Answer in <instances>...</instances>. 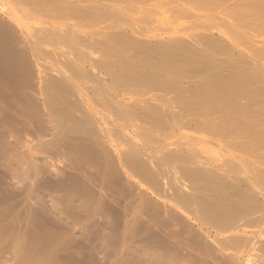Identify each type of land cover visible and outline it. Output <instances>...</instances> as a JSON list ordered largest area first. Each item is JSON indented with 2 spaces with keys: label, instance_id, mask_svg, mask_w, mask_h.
Listing matches in <instances>:
<instances>
[{
  "label": "bare ground",
  "instance_id": "bare-ground-1",
  "mask_svg": "<svg viewBox=\"0 0 264 264\" xmlns=\"http://www.w3.org/2000/svg\"><path fill=\"white\" fill-rule=\"evenodd\" d=\"M81 1L82 0H3L4 4H0V16L5 17V19H6V21H2L1 19L3 17H0V46H1V44H4V43H7L9 45L10 44H13V45L16 44L15 41L18 42L17 41V38L20 37L17 34L22 35V37H24L25 41H27L28 44H31L33 46L34 45H38V44L41 45V43L42 44H46V42H50V41L53 42V45H54V43L59 44V42L62 41L63 38L64 39L65 38L67 39L68 37L74 39V41L78 40L77 43L79 44V47L77 49L76 48L75 49L73 48V50L72 51H69V52L68 51L67 52H63V51H55L54 50L55 51L54 55L57 57V62H61V63H57V65L58 64H62L61 68L59 67L60 69H58V70L55 69L56 70L55 73L58 74V77L59 78H52L50 76H47V77L46 76L45 77L42 76L41 81H39L40 83H39V87H38V93L36 94V95H38L37 96L38 99L35 100L36 102L35 101L32 102L33 104H35V103L38 102V104H35V105H38V106H36L37 109L40 106H42V109L45 112H47L46 117H48L49 120H52L53 122L54 121L56 122V120H57V122H60L62 120V121H64L65 126L68 125L67 127L64 126V127L60 128V129H63V128H66L67 129V132H66L67 135L66 136L69 137V140H70L69 142H72V144H73L74 143L73 141H76V142H79L80 141L82 144L83 143L84 144L86 143V145L84 146L85 149L87 147H90V146H92L94 148L95 145H97V143L101 144L100 142H97L98 140L96 139L97 138L96 135L97 134L100 135L99 138L102 137L104 139V141L107 143V146L110 149V151H108L109 149H106L107 150L106 151V150H103V148L99 146L100 148H102L101 149L102 150L101 151L102 156H100V154H99V157H102L105 160L104 162H106V163H104V165L107 168H108V166H110L111 168H113V167L116 168V169L119 168L120 170L124 171L125 175L127 177H129L131 180H134L135 183L138 184L139 186H141V183L142 182H145V184L146 183H149L151 185H155L156 184V182H155L156 181L155 176L157 174L156 173H153L152 169L150 170L148 168L149 166H146L145 161H146L147 158L146 159H143V158L145 156L151 157V156H153L152 155L153 153L155 155L156 152L159 153V151L168 149L170 147L181 148L184 151V153H187V154H191V153L194 154L193 150H199V152L201 151L202 153L204 152V154H205V152L207 153V151H211V152L213 151V153H214V150L211 147L212 145L213 146L214 145H220V146L223 145V146H229V148H230L231 151H236L238 153L240 152L244 156L245 155H248L249 156L248 159L249 158L251 159V157H253V160L252 161H254L255 158L257 159L256 161L259 160V163H260V161H262L261 160L262 158H263V161H264V48H258V47H256V45H255V39L247 36L245 39H246L247 43H249V47L247 45L248 48H246V49L244 48L243 49L240 46L241 44H239V42H238L239 39H237V41H236L235 40L236 37L234 38V37L227 36V35H224V34H220L218 36H215V34L212 33L210 27H202L201 30H199L197 33H195L193 35H187L186 34L185 36H181V37H176V38H172L171 37V39L165 40V42L163 40L162 41H159L158 40L160 42V44L159 43H157V44L155 43V42H158V41H153L154 42V43H152L153 45L152 44L150 45L149 44L150 43L149 41H148V43L145 42L147 45H142L143 44L142 42H141V45H139L137 43L140 42V41H137L135 43L132 40H127L126 38L120 37L119 39H116L117 40V42H116L117 45L115 47L118 48V51L115 53V55L113 57H111L110 54H109L110 45H109V42H108L107 39L104 40V39L101 38L102 39V42H96L95 43V41L92 39L91 33L83 32V31H81L79 29V27L80 28L82 27L81 24H83L84 22L88 21L89 18L93 19L94 18V14L93 13H95L97 11V10H92L93 8L90 10L91 5H88V6L86 5L87 7H85V4H84L85 1L84 0H83L84 6L81 7V5H80V4H82ZM193 1L196 2V0H193ZM201 1H205V0H201ZM206 1L207 2H201V3H205L204 6L208 10L210 9L209 10L210 12L213 11L214 13H216L217 11L220 10V9L218 10L217 7L214 8V5L216 6L217 3L214 4L213 3V0H211L212 2H209L208 0H206ZM242 1H240V3H242ZM252 1H254V0H252ZM86 2H88V1L86 0ZM201 3L199 1V5ZM226 3H227V1H226ZM256 3H260V6L254 5V4H252V5L248 4V7L249 8L248 7H246V8L244 7L246 10L244 12V16L243 17H245V15H246L249 18V22L251 21L252 24L259 23L260 26L261 25L264 26V0L263 1L260 0V2L257 1ZM189 4H190V2H189ZM193 4H194V2H193ZM193 4H190V5H193ZM244 4H246V3L244 2L243 5ZM199 5H198V7H200ZM201 6H203V4ZM94 7L95 8L96 7L97 8H100V7L96 6V5H94ZM229 7H231V5H229ZM232 7H233V5H232ZM202 9H203V7H202ZM226 9H228V8H226ZM104 10H105V8H104ZM222 10L224 12L225 9H221V11ZM233 10H234V8H233ZM92 11H93V13H92ZM221 11H219V12L221 13ZM241 11H243V10H241ZM228 12H230V10ZM233 13L234 14H240V13H237V12L236 13L233 12ZM233 13H232V15H234ZM96 14L97 13H95V15ZM219 14H218V16H219ZM223 14L221 13V15H223ZM230 14H231V12H230ZM209 17L211 18V16H209ZM236 17L238 18V16H236ZM247 17L244 18V19H247V22H248V18ZM229 18L230 17H228V19ZM232 18H233V16H232ZM213 19H214V21H218L217 18L215 19V18L212 17L211 22H214ZM244 19H243V21H244ZM89 21H90V19H89ZM230 21H231V18H230ZM235 21H236V19H235ZM254 21H255V23H253ZM86 23H85V25H86ZM243 23L245 24L246 21L243 22ZM209 24L212 25L211 23H209ZM216 24H218V23H216ZM241 24L242 23L240 22V25ZM63 27H65V29ZM250 27H251V25H250ZM17 31L19 33H17ZM16 35L18 37H16ZM104 37L106 38L105 35H104ZM70 41H71V39H70ZM241 41H243V40L241 39ZM23 42H24V40H23ZM161 42H163V43H161ZM65 43H63L62 45H64ZM68 43L69 42L67 40V44ZM244 44L246 45V42ZM4 45H6V44H4ZM50 45H52V44H50ZM50 45H49V47H50ZM75 45H76V42H75ZM245 45H243V46H245ZM42 46L43 45H41V47ZM54 46H52V47H54ZM4 47H2V48H4ZM16 47H18V45ZM26 47H24V48H26ZM57 47H58V45H57ZM95 47H97V49L100 52V56L98 57V59H95L93 57V55H94L93 52H94ZM31 48H33V47H31ZM7 49H10V48L7 47ZM17 49L19 50V48H17ZM1 50H2V52L0 51L1 52V55H2L1 57H4L3 56L4 49H1ZM38 50H39V48H38ZM47 51H50V50H47ZM51 51H50V53L52 54ZM40 52H41V50H40ZM43 52L44 51H42V54H43ZM14 53L15 52L13 51V54ZM24 55L26 56V54H24ZM46 55H45V57H46ZM20 57H19V59H20ZM5 58L7 60L8 57H5ZM46 58H49V55ZM111 58H113V59H111ZM12 59H13V57H12ZM16 59L18 60V58H16ZM3 60H5V59H3ZM25 60L27 61V59H25ZM49 60L51 61V59H49ZM55 60H52V61L55 62ZM22 61L24 62V60H22ZM13 62H16L17 63L16 60L13 61ZM5 64H7V63H5ZM52 65L53 64H51V66ZM9 66H12V64L9 63ZM27 66H28V64H27ZM7 67H8V65L6 66V69H7ZM23 67H24V64H23ZM1 68L3 69V67H1ZM94 68H96V69L98 68L99 71H100V73H95V69ZM10 69L14 70L13 67H11ZM25 69H27V68H25ZM51 69H52V67H51ZM23 70H24V68H23ZM23 72L24 71H22V73ZM25 72H28V71L25 70ZM13 73H14V71H13ZM20 73H21V71H20ZM101 73H103L106 78L103 79L102 78L103 75L100 76ZM14 74H16V70H15V73ZM48 74H46V75H48ZM51 74H53V72ZM7 75H6V77H7ZM27 75L28 74L26 73V76ZM8 77H12V75L11 76L8 75ZM13 77H12V79H13ZM20 79H21V77H20ZM1 80H3V79H1ZM22 80H24V79H22ZM15 81H17V79ZM7 85H4V86H6V88L8 86L10 87V85H8V86ZM4 86H3V88H4ZM132 91L134 93H132ZM6 92H7V90H6ZM8 92H10V91H8ZM133 94H136V95L135 96H132ZM3 95H4V93H3ZM3 95H2V97H3ZM93 96L97 97L98 99L97 100H94ZM23 97H24V95H23ZM9 98H10V96H9ZM12 98H10V99H12ZM1 102H3V101L1 100ZM5 102H7V101H5ZM22 102H25V101H22ZM26 102H28L29 105L31 103L30 101H26ZM8 103L10 104L11 103V100H9ZM14 103H15V101H14ZM32 103H31V106L28 105V108H30V109L32 108ZM39 104H40V106H39ZM22 105H23V107L20 105V107L22 109L24 107H26L25 110H28L27 109V106H24V104H22ZM13 107L15 108V106H12V110L14 109ZM33 107L35 108L34 105H33ZM0 108L5 110V108L1 107V105H0ZM7 108H9V106H7ZM9 109H11V107ZM19 110H20V108H19ZM1 111L3 112V110H1ZM1 111H0V114H1ZM7 111H9V110H7ZM7 111H6V114H7ZM28 111H27V113H28ZM38 111H40V113H41L42 112L41 111V108H40V110H37V112ZM35 112L36 111H33V115L31 114V116H33V117L34 116H37V114H34ZM15 113H17V112H15ZM18 113H19V111H18ZM21 113H23V112H21ZM24 113H26V112L24 111ZM40 113H39V116H41V114H42V113L41 114ZM74 113H77V115L75 116ZM19 114H18V117H19ZM22 115L24 116V114H22ZM104 115L106 117L103 118ZM0 116L2 117V116H4V114L3 115H0ZM28 116H30L29 113H28ZM110 116L112 117L111 120L108 119V118H110ZM4 117H6V116H4ZM4 117H2V118L5 119ZM14 117L15 116L13 115V118ZM26 117H24L23 119H25ZM8 118L13 121L12 116L11 117L9 116ZM3 119H0V120L3 121ZM16 119H18L20 121V118H17L16 117ZM32 119H35V118H32ZM4 121H6V120H4ZM25 121H26V119H25ZM25 121L22 123V125L23 124L25 125ZM27 121H29V120L27 119ZM35 121H37V120H35ZM1 122H0V124H1ZM7 122H8V119H7ZM29 122H30V124L32 123L31 121H29ZM39 122H41V121H38V123ZM43 122L45 123V121H43ZM41 123H39V124H41ZM62 123L61 124L58 123V125L60 124V125L63 126ZM43 125L41 127H43ZM55 125H57V124L55 123ZM92 125L95 126V129L97 131L96 132L97 134L94 132L93 127L92 128L90 127ZM27 126H28V124H27ZM27 126H25V127H27ZM0 127H1L0 129H2V126L1 125H0ZM11 127L14 128V129H16L13 126H11ZM39 127H40V125H39ZM39 127L36 128V129H38L40 131ZM55 127L57 128L58 126H55ZM3 128H5L6 130H8L4 126H3ZM12 128H11V130H12ZM30 129H32V128H30ZM4 130H3V132L0 131L2 133V135L4 133ZM22 130L23 129H21V132H22ZM26 130L27 129H25V131ZM38 130H37V132H38ZM16 132H19V136L22 138V136L20 134V131L18 130ZM16 132L14 134H16ZM5 133L7 134V131ZM5 133H4L5 138H8V137H6V134ZM24 133H27V132H24ZM32 133H34V132H32ZM41 133H44V132H41ZM64 133L63 134L61 133L63 135V137H64ZM8 134H10V133H8ZM49 134L50 133H48V135ZM11 135H12V133H11ZM26 135H28V134H26ZM41 135H43V134H41ZM34 136H36V135H34ZM1 137H0V140L1 141L3 140L2 142L4 143V144L3 143L2 144L4 146L7 145L6 143H8V142H4V139H5L4 136H1ZM11 137H13V136H11ZM17 137L15 139L16 140V142H15L16 144L13 143L12 141H11V143H13L14 146L17 145V149L18 148L21 149L22 145L20 143H22V142L19 143L20 140H18ZM24 137H25V135H24ZM25 139H26V137H25ZM25 139H23V140H25ZM105 142H103V143H105ZM18 144H19V147H18ZM3 145H1V147H0V159H2V160H3V158L4 159L5 158L8 159L6 157L7 156L6 154L8 153V155H9L10 152L5 153L6 152L5 150H7L6 149L7 147L10 148L9 146L12 145V144H9V146H7V147L5 146L6 148H4ZM78 145L79 144L76 143V146H78ZM24 146H27V144L24 145ZM73 146H75V145H73ZM81 146L80 147H76V148L73 147L74 148L73 151L76 152V149L79 150L81 148L84 150V147L83 146L81 147ZM63 147H64V145H63ZM65 147H67V146H65ZM13 148L14 147H12V149ZM93 148H91V149L93 150ZM177 148L175 149V151H177ZM17 149H14L15 150V153H16V150ZM20 149H19V151H20ZM24 149H25V147H24ZM46 149L44 150L45 152L47 151ZM50 150H52V149H50ZM68 150L71 151L70 149H68ZM19 151L16 153V155L14 153H11L10 155L13 154V156L15 155V156L18 157L19 156ZM22 151H21L20 155L23 154ZM26 151H27V149H26ZM80 151H77V153H79ZM166 152L167 151H165L163 153L165 154ZM197 152L195 153V156L198 154ZM36 153H35V155H36ZM38 153H39V151H38ZM53 153H54V151H53ZM160 153L158 155H160ZM167 153H166L165 156H164V154H161V155H163L161 157H164V161H169V160L171 161L173 159V157L171 156L172 154L169 152V155L167 156ZM24 154L26 155L25 152H24ZM209 154L211 155L212 153L209 152ZM235 154L236 153L234 152V155ZM3 155H4V157L2 158ZM40 155H42V154H40ZM40 155H36V156H40ZM173 155L175 156L174 153H173ZM43 157H42V160L44 159V161H45V157L44 158ZM185 157H187V156L185 155ZM203 157H201V158H203ZM209 157H211V156H209ZM12 158H15V157H12ZM187 158H189V156ZM259 158H261V159H259ZM175 159H177L176 161L179 162V160H178L177 157ZM203 159L206 160V156ZM213 159H215V158H213ZM236 159H237V157H236ZM2 160H0V161L2 162ZM7 161H5V162L8 163ZM11 161L12 160H10L9 162H11ZM14 161H12V164L15 163L17 165V162L16 161L14 162ZM181 161L179 162L180 164H181ZM214 161L216 162V160H214ZM263 161L261 163H264ZM147 162H148V160L146 161V163ZM171 162H173V161H171ZM40 163H39V165H40ZM238 163H239V161H238ZM255 163L258 164V162H253L252 164H255ZM0 164L3 165L4 162L3 163H0ZM9 164L10 163H8V165L7 164L6 165L9 166ZM12 164L10 165V167H8L9 169L11 167H13V168L15 167V165L12 166ZM155 164H157V163H155ZM239 164H241V163H239ZM250 164L248 166H250ZM257 164H255V165H257ZM116 165H117V167H116ZM255 165L254 166H250V167L253 168V167H255ZM214 166H215V164H214ZM245 166L247 167V165H245ZM245 166H242V167H245ZM259 166H256L255 167L256 168L255 170H257V168H258L259 171L258 170L257 171L259 172V174L261 176L262 175L264 176V173H263L264 172V165L261 164V168ZM3 167H6V166L4 165ZM38 168H40V167H38ZM162 168H163V166H162ZM228 168L229 167H227V172L230 171V170H228ZM259 168L262 169L263 172H261ZM15 169L16 168H14V169L11 168L10 171L12 172V170H13V172H14ZM94 169L95 168L93 167V170ZM101 169H104L103 168V163H102V167L100 168V170ZM108 169H106V172H110V171H107ZM116 169H114V170L116 171ZM6 170L7 169H5V171ZM16 170H18L17 173H19V171L21 169L19 170V168L17 167ZM158 170H160L159 167H158ZM180 170H182V169H180ZM190 170H192V171H187V170L183 171V173L184 172L186 173V174L185 173L184 174L188 176L189 180H191L192 182H194L196 184L203 185L201 187L202 190L200 189L201 191L204 190L203 187L213 186L212 188H214V190H215V192H214L215 196H214V194L210 193V189H208L209 190V193L211 194V199H212V197H217V199H219L221 201L220 203H216V205L210 204V202L207 205V203H208L207 202L206 205L203 206V208H200L201 209L200 213L204 217L203 219L206 218V219H208V220H210V221L218 224L217 227H219V225L221 223H223V224L224 223H227V224L230 225L231 221H234V219L241 212L243 214L245 212L247 213L248 212V209H249V212H250V209L251 208L253 209V207H255V200H257L256 194L254 193V195H252V194L251 195H248L250 191L248 192L247 190L246 191H247L248 194L247 193H243V190H245L246 188L245 189H243V188L241 189L242 190V193L240 191H238V189H239L238 188L239 185L237 184V181L238 180L236 181L233 178L236 181L235 183L238 185L236 187V189L237 188L238 189L236 190L235 189V185H233V184H232L233 186L230 185L231 182L229 180H227V181H229L230 183L229 182H224L225 179L222 176V178L224 179V181H222V182H224L223 184L226 183V185H227L229 183L228 185L234 187L233 189H230L229 188L230 189L229 190V189L226 188V186H224L221 182H219V180H216V178L214 179L213 176L211 177V174L207 170L205 171L203 169V171L204 172H208L210 174V176L207 175L208 173H205L206 175L203 174L204 172L201 173L202 172L201 169L199 171H197V170L196 171H193V169H190ZM249 170L251 171V169H249ZM255 170L253 169V171H255ZM48 171H50V170L48 169ZM101 171H103V170H101ZM257 171H255V172L258 174ZM7 172H8V170H7ZM51 172H49L48 175H51L53 177V174H55V173L50 174ZM106 172H105V174H109V173H106ZM216 172H218V171H216ZM231 172H235V170L234 169H231ZM97 173H96V176H94V177H97V175L99 176V173L102 174V172H100V171L97 172ZM110 173H112V172H110ZM157 173H159V172L157 171ZM154 174H156V175H154ZM232 174H229V175H232ZM235 174H236V172H235ZM110 175H112V174H110ZM119 175L123 177L122 174L119 173ZM91 176H93V175H91ZM216 176H217V174H216ZM79 177H82V176L79 175ZM113 177H115V176H113ZM122 177H121V179H122ZM108 178H110V177H108ZM219 178H217V179H219ZM222 178H220V179H222ZM229 178H231V177H229ZM58 179H60V178H58ZM98 179H100V177ZM124 179L125 180H123V181H126V178H124ZM161 179H163V177ZM234 180H232V182ZM39 181L41 182L40 178H39ZM53 181H51V182H53ZM78 181H79V179H78ZM101 181H104V180H101ZM113 181H115V180H113ZM160 181L157 182L159 186L161 184ZM186 181H187V179H186ZM43 182H45V180ZM109 182H108V185L110 184ZM89 183H90V181H89ZM94 183H96V182H94ZM99 183H101V182H99ZM127 183L124 184V185L126 186ZM238 183H241V182H238ZM244 183H245V181H244ZM51 184L49 183V185H51ZM84 184H87V183L85 182ZM241 184H243V183H241ZM44 185H46V184L44 183ZM44 185H41V187L44 186ZM49 185H47V186H49ZM55 185H56V182H55ZM102 185H101V188L104 191L105 189L102 187ZM129 186H127V187L129 188ZM155 186H153V187H155ZM44 187H42V189ZM99 187H100V184H99ZM104 187H105V181H104ZM109 187L110 186H108V188ZM132 187H134V186L131 184V187H130L131 189L130 190L133 189V191L134 190L137 191L138 188L136 189L135 187L134 188H132ZM158 187H157V189L155 191H157L158 189H161V187H159V188ZM112 189H114V187ZM151 189H153V188L151 187ZM173 189L175 191H173ZM173 189L171 191H173V193L176 192V189L175 188H173ZM49 190H52V189L50 188ZM32 191H33V188H32ZM41 191H40V193L38 192V194H36V195L41 194ZM103 191L101 190L102 193H103ZM133 191H131V192H133ZM136 191H134V193ZM190 191H192V190H190ZM198 191H197V193H198ZM108 193L109 192H107L105 194L108 195ZM122 193H124V191H122ZM159 193H160V191H159ZM195 193H196V191H195ZM49 194H50V192H49ZM105 194L104 195H101V196L104 197ZM125 194H123V196H121V194H120L119 197L123 198L125 196ZM131 194H133V193H131ZM177 194H179V193H177ZM44 195L46 196V193ZM44 195H42V196H44ZM128 195H129V191H128ZM128 195H127V197L125 196L126 197V200H127V198H129L131 196V195L130 196H128ZM184 195H185V193H184ZM80 196H81L80 194H79V196H76V197H73L72 196L71 199H72V203H73V208L71 210H74L72 212H76V213L77 212H81V213H83L86 209H89L90 208L89 205H87L88 203L87 204H84V203H86V200L85 201H82L81 200L82 199L81 198L82 196L81 197ZM112 196H114V195H112ZM132 196L130 198H132ZM134 196H135V194H134ZM254 196H255L256 199L254 198ZM31 197H33V196H31ZM180 197H182V196H180ZM207 197H205V198H207ZM58 198H60V197H58ZM58 198L56 197V199H54L53 203H50V204L48 203L49 200L51 202L50 197H49V200L47 198L48 201L45 200L47 202L43 201L45 198L44 199L41 198V200L43 201V202L41 201V203L44 205V206L43 205L42 206L45 209V207H46L47 204H48L47 206H49V207H50V205H54L55 202H56V204H58L57 202L59 200H61V199H58ZM63 198H64V196H63ZM104 198H106V197H104ZM110 198H111V193H110ZM121 198H119V199H121ZM177 198H178V200H179L180 203H182L181 201L186 202V203L189 202L188 201V198L185 199L183 197V198H181V201H180L178 195H177ZM114 199H115V197H114ZM149 199H150V197L148 198V200ZM197 199L199 200L200 198L198 197ZM148 200H147V197L146 196L144 198V196L142 195V193L140 191V193L137 195V198L134 199V200H132V201H135V203L133 202V203L128 204L129 202L127 200L128 203L126 205H128V206L130 205L132 208L130 206L129 207L128 206H123L125 208L122 211V209L120 210L119 207H118V205H116V207H118V209L120 210L119 213H121V212L124 213L126 211V208L127 207H128L127 208L128 210L131 209V211H128L127 210L129 212L127 218L130 217V218H128L129 221H127V220L124 219V218H126V216L124 217V215H122V213L120 214V215L123 216L122 219H124L126 221L125 226H124V231L125 232L132 228V226L134 224L130 228V224L131 223H136L135 226L138 223V225H137L138 228H139L140 225L142 227H144L145 225H147V227L145 226V228H147L148 230L147 229H145V230H147L148 232H149L150 228H152L150 226L153 224V221H151L152 224L148 226V224H149L148 222H150V220L147 221L146 218L148 217V219H149V217L150 218L152 217V214H151V216H149L150 213H151V210H152V208L150 206L154 205V202H155L156 199L155 200H150V201H148ZM213 200H214V198H213ZM70 201H68V202H70ZM106 201H107V198H106ZM110 201H112V200H109V202ZM116 201H118L117 198L113 202H116ZM151 201H154V202H151ZM203 201H204V199H203ZM203 201H201V202H203ZM217 201L218 200H216V202ZM119 202L121 203L120 200L118 201V203ZM124 202H126V201H124ZM172 202L169 201V200H167V199H163L162 200V203L164 205L168 206L169 208H171L176 213H179V214L183 215L184 213H182L181 210L178 208V207H180V206H178L179 204L176 205V204H174ZM72 203L70 205H72ZM203 203H205V202H203ZM226 203H228V204H226ZM100 204L103 205V206H105L106 205V202L104 203L105 205L102 204V203H100ZM101 205H100V207L99 206H97V207H99V209L100 208H103V206H101ZM112 205H113V203H112ZM120 205H122V203ZM157 205H158V203H157ZM180 205H182V204H180ZM259 205L260 204L258 203V207H259ZM42 206H41V209H39V211L42 210L41 213H43L46 210L45 213L47 215L46 214L45 215L49 219L51 217H52L51 219H53L55 216H57V215L60 216V214H61V213H55V216H54L55 210H58L59 209V206H58V209L55 207L56 209L54 210V206H57V205H54L52 207V209H53L52 210V213L50 212L51 209H49V207L48 208L46 207V209L44 210ZM159 206H161V204H159ZM183 206L184 205H182V207ZM188 206H190V205H188ZM109 207H111V206L109 205ZM123 207L121 206L120 208H123ZM260 207H262V206H260ZM69 208H71V206ZM69 208H67V209H69ZM92 208H93V206H92ZM159 208H161V207H159ZM187 208H189V207H187ZM105 209H103V210L100 209L101 211L98 210V209H97L98 210L97 211L95 209L97 211V212H95V216L97 215V216L100 217V222H102V226H103V223L105 221V224L104 225L106 227V224H108L109 222H111V220L110 219L108 220V218L110 217V215H109V217H108V215H106V217H105L104 212L106 213L107 210H108L107 209L106 211H104ZM261 209L262 208H260V211H262ZM47 210H49V212H47ZM113 210H114V208H113ZM245 210H247V211H245ZM254 210H252V211H254ZM162 211L164 212L165 210H162ZM162 211L159 210V209L156 211V208H155V211L153 213L155 215L153 217H154L155 220L157 219V223L155 221H154V223L159 224V221L158 220L161 221V219H158V218H162L161 215L166 214V216L164 218L166 222L173 224L172 226H174L178 222H179L178 224H181L180 220L178 221V218H177L178 215H176L175 213H173V211L170 210V212H169V210H167L168 213L167 212L166 213H163ZM184 211H187V210H184ZM65 212H67L66 214H68L69 211H65ZM87 212H89V211L86 210V213ZM255 212L258 213L257 211H255ZM89 213H91V212H89ZM89 213H87V214H89ZM109 213L107 212V214H109ZM156 213H159V215L156 214ZM250 213H252V212H250ZM50 214H52V215H50ZM69 214H70V212H69ZM78 214H80V213H78ZM42 215L44 216V214H42ZM75 215H77V214H75ZM75 215L72 214V216H75ZM111 215H115V214H111ZM156 215H158L160 217H157ZM87 216L88 215H86V217ZM89 216H92V213L89 214ZM58 217L57 218L55 217L54 220H56V219L59 220L60 217L59 218ZM61 217L63 218L64 216L61 214ZM66 217H68V218L70 217L71 218V216H66ZM76 217H78V216H76ZM155 217H157V218H155ZM84 218L85 217H83L82 219H84ZM241 218H238V219H241ZM164 219L162 220V222H165ZM206 219H205V221H206ZM58 220H57V223H59ZM60 220H61V218H60ZM65 220H63V221H65ZM71 220H72V218H71ZM71 220H70V222H71ZM75 220H77V218ZM200 220H201V218H200ZM247 220L246 219L245 220L243 219V221H245V224H248L247 223ZM121 221H123V220H120V224H121ZM67 222H68V220H67ZM78 222H76V224ZM80 222H81V220H80ZM139 222H141V224ZM143 222H144V224H143ZM145 222H147V223H145ZM255 222H253V223H255ZM57 223H56V225H57ZM112 223H113V221L111 222V225H112ZM234 223H235V221L233 222V224ZM241 223L243 224L242 220L240 221V224ZM160 224H162V223H160ZM216 224H215V226H216ZM240 224H239V226H240ZM249 224L247 225L248 227L251 225V224L250 225ZM69 225L71 226V224H69ZM162 225H161V228H164L165 229V230L163 229L164 233H167L168 232L169 235L167 236V242L164 243V241L162 240L163 242L161 241L160 247L158 249H154V250H150L149 249V250H147V251H149L148 253L151 252L150 254L152 256V261L154 260L153 263H151V264H203L202 261H204L205 258H203L204 260H201V261H197L194 258H196V259L199 258L198 254L201 253V250H203L205 246L201 249L200 248L201 246L199 244H197V243L193 244L192 246H189V243L187 241L184 240V242H182L178 238V236H180V234H184V233H182L183 232L182 230L184 228L183 229L181 228L182 230L179 232L180 234H176V232H178V230L180 229L179 228V225H178L177 227L179 229L178 230L176 229L177 231H175V226L177 224L173 227L174 230H173L172 233H170L172 231V228L170 229V226H168V224H165L167 227L165 225H164L165 227L162 226ZM212 225H214V224H212ZM237 225L235 223V226H237ZM85 226L88 227V225H86V224H85ZM108 226H109V229L110 230L108 228H103V229H104V231H105V229H108V231L106 230V232H111L112 227L110 225H107V227ZM135 226L133 228L137 229V227H135ZM141 226H140V229H139L140 232H141V230L144 229ZM155 226L158 228L157 225H155ZM243 226H244V224H243ZM59 227L62 228L61 226H59ZM72 227H73V225H72ZM116 227H118V226H116ZM148 227H150V228H148ZM212 227H214V226H212ZM225 227H227V226H225ZM251 227H253V226L251 225ZM84 228H86V227H84ZM113 228H114V226H113ZM119 228H121V227L119 226ZM157 228H156V230H157ZM166 228H168L171 231H168V229L166 231ZM115 229L116 228L113 229V231L111 232V234H115L116 233L114 231ZM135 229L134 230L132 229V231L133 232L134 231L136 232ZM216 229H218V228H216ZM62 230L64 231V229H62ZM76 230H78V232H79L78 234L84 233L82 228L81 229H77L76 228ZM158 230H159V228H158ZM191 230L193 231V229H191ZM191 230H189V231L191 232V235H192V231ZM227 230H229V229H227ZM236 230L237 229H235V231ZM117 231L119 232L120 229L117 230ZM153 231H154V229H153ZM163 231H162V233H163ZM174 231H175V233H174ZM190 232H189V235H190ZM120 233L122 234V232H120ZM143 233L146 234L147 232L146 233L143 232ZM157 233H159V232L157 231ZM237 233H239V232H237ZM99 234H101V233H99ZM111 234H108L107 236H109ZM117 234H115L116 235V239H117V237H119V236H117ZM147 234H149V233H147ZM185 234L187 235L188 233L185 232ZM226 234L225 235L223 234V235L226 236ZM138 235H140V233ZM165 235H167V234H165ZM165 235H163V236H165ZM235 235H237V234H235ZM156 236H158V235H156ZM232 236H234V235H232ZM83 238H84V236H83ZM131 238H132V236H131ZM135 238L137 239V237H133L134 240H135ZM194 239H193V241H194ZM113 240H114V238L111 240V242L114 243L116 240L115 241H113ZM128 240H129V238H128ZM147 240L148 239L146 238V241ZM146 241H145V243H146ZM155 241L153 243H155ZM193 241H191V242H193ZM196 241H198V240H196ZM235 241L236 240H234V242ZM249 241H247V242H249ZM127 242L128 241L125 240V244L126 245H127ZM135 242H139L140 243V239L138 241H135ZM143 242H144V240H143ZM242 242H244V239H243ZM104 243L107 246V243L105 241H104ZM130 243H132V242H130ZM139 243H138V245H140ZM162 243H164V244H162ZM229 243L230 242H228V244ZM238 243H239V240H238ZM256 243L258 244L257 241H256ZM132 244H135V243H132ZM156 245H159V243L156 244ZM195 245L200 246V247H198V246L197 247H198V249L199 248L201 249V250L199 249L200 253L197 254V257H194L196 253L194 254V253L191 252V250L193 248L190 249V247H195ZM236 245L242 246V245H244V243L242 245H241V243L240 244H236ZM148 246H150V244H148ZM113 247L111 246L112 249H113ZM133 247H134V245H133ZM144 247H145V245L143 246V248ZM151 247H152V245H151ZM153 247H155V246H153ZM156 247H158V246H156ZM197 247H195V248H197ZM228 247H229V245H228ZM115 248L116 247H114V249ZM117 248H119V247H117ZM117 248H116V250H118ZM129 248H131V247H129ZM109 249H110V247H109ZM112 249H110L109 251L110 252L114 251ZM230 249H232V248L230 247ZM136 250H132V249L131 250H128V248H124L123 249V252L135 251V254H134L135 256H133V253L134 252L131 253V255H132V257L130 256L131 261H133V263H134V260H132V258H133V259H136L135 262H137L138 264H140V263L143 264L144 261L142 262L143 259L141 258L142 256H140V255H143V257H145V259L146 258H149L150 256L149 257H146L145 255L148 256V253H146V252L143 253L142 251L140 253H143V254H140L139 253L140 254L139 255L138 253H136ZM244 250H245V248H244ZM145 251H146V249H145ZM195 251L196 250H194L193 252H195ZM191 253H192V255L193 254L194 255L192 256ZM204 253H201L200 256H202ZM212 253H213V250H212ZM217 253H219V252H217ZM206 254H207L206 255L207 257L210 256L209 258L214 259L213 256H211L212 254L211 255H208V252ZM215 255L216 256H214V257H217V254H215ZM124 256H123V258L125 259L127 256L126 257H124ZM153 256H154V259H153ZM223 256H225V255H223ZM121 257H122V255H121ZM207 257H206V261L208 262V258ZM127 259H129V258H127ZM211 259L209 260L210 262H211ZM149 260H151V259H149ZM198 260H200V259H198ZM123 261H125V260H123ZM146 261L144 262V264L147 263ZM152 261H150V262H152ZM213 261H215V260H213ZM216 262H217V260H216ZM231 262H233V261H231ZM127 263L130 264L131 262L130 261L128 262V260H127ZM211 264H216V263L214 262V263H211ZM228 264H230V263L228 262Z\"/></svg>",
  "mask_w": 264,
  "mask_h": 264
},
{
  "label": "rangeland",
  "instance_id": "rangeland-1",
  "mask_svg": "<svg viewBox=\"0 0 264 264\" xmlns=\"http://www.w3.org/2000/svg\"><path fill=\"white\" fill-rule=\"evenodd\" d=\"M84 1H85V3H84L85 4V7H87L88 5H91V7L89 6L90 7V10L92 8H93L92 10H97L96 12L94 11L97 14L95 15V13H93V11H92V13L94 14V18L93 19L89 18L90 21L88 19V21H86L87 23L84 22L83 23L84 25L81 24L82 27L81 28L79 27V29L81 31H83V32L91 33L92 39L95 41V43L96 42H102V39H104V40L107 39L108 42H109V45H110L109 54H110L111 57H113L115 55V53L118 51V48L115 47L117 45V43H116L117 40L116 39H119L120 37L126 38L127 40H132L135 43L137 41H140V42L137 43L139 45H141V42L143 43L142 45H147L146 43H148V41H149L150 42L149 44L151 45L152 43H154L153 41H158V40L159 41H162L163 40L165 42V40L171 39V37L172 38H176V37L185 36L186 34L187 35H193V34L197 33L199 30H201L202 27H210L212 33H214L215 36H218L220 34H224V35L231 36V37H234V38L236 37L235 40L237 41V39H239L238 42H239V44H241L240 46L243 49L244 48L246 49V48L249 47V43H247V41L245 39L247 36L255 39V45H256V47H258V48H264V26H262V25L260 26L259 23L252 24L251 21L249 22V18L246 15H245V17H243L244 16V12L246 10L245 8L248 7V4H250V5L254 4V5L260 6V3H256L257 1L260 2V0H254V1H252V0H249V1L248 0H243V1L242 0H232V1L231 0H224V1L223 0L222 1L221 0H218V1L215 0L216 2L213 0V3L214 4H216V3L217 4L218 3L220 4V5L219 4L218 5L216 4V6L214 5V8L217 7L218 10L220 9L219 11H221V9H225L224 12H223V10L221 11L222 14L224 13L223 14L224 16L221 15V13L219 11H217L218 13L217 12L214 13L213 11L210 12L209 11L210 9L208 10L204 6L205 3H201V2H207L206 0L205 1H201V0H198L197 1L196 0L197 3L195 1H193V0H188V1L187 0H185V1L184 0H114V1L113 0H87L89 3L86 2V0H84ZM192 1L194 2V4H193ZM199 1L201 3L200 5H199ZM208 1L209 2H212L211 0H208ZM226 1H227V3H226ZM240 1H242V3H240ZM261 1H263V0H261ZM81 2H82V4H80V3L79 4L81 5V7H83L84 6L83 0ZM189 2H190V4H193L194 6L193 5H190ZM244 2L246 4L243 5ZM0 4H4L3 0H0ZM202 4H203V6H201ZM94 5H96V6L100 7V8H97L96 7L97 8L96 9L94 7ZM198 5L200 7H198ZM229 5H231V7H229ZM232 5H233V7H232ZM202 7H203V9H202ZM104 8H105V10H104ZM226 8H228V9H226ZM233 8H234V10H233ZM227 10L228 11L230 10L231 14ZM241 10H243V11H241ZM233 12H235V13L237 12V13H240V14H234ZM232 13L234 15H232ZM218 14H219V16H218ZM231 15L233 16V18H232ZM209 16H211V18ZM236 16H238V18ZM0 17H3V16H0ZM212 17L215 18V19L217 18L218 21H214V19H213L214 22H211ZM228 17L231 18V21H230V18L228 19ZM246 17L248 18V22H247V19H244ZM3 18L1 20L2 21H6L5 17H3ZM235 19H236V21H235ZM243 19H244V21H243ZM245 21H246V23L244 24L243 22H245ZM240 22L242 23L241 25H240ZM85 23H86V25H85ZM209 23H211L212 25H210ZM216 23H218V24H216ZM253 23H255V21ZM249 24L251 25V27H250ZM63 28L65 29V27H63ZM17 33H19V32L17 31ZM17 35L20 36V37H18ZM17 35H16V37H18L17 38V41L18 42L15 41V43H16V44H14L15 46L13 44H10L11 45L10 46L7 43H4L6 45L1 44V46H0L1 49H4V51H3L4 54L2 53L4 57H1L2 56L1 55L2 50L0 49V51H1L0 52V68L3 67V69L2 68L0 69V71H1L0 72V96H1L0 97V105H1V107L5 108L6 111L7 110H9V111L11 110L10 112L7 111V114H6V111L4 109H1L0 108V111L3 110V112H4L3 113L1 111V114L0 115H3L4 114V116H6V117L2 116L5 119H3L0 116V119H3V121L0 120V122L2 121L1 124H0L2 126V129H0V131L3 132V130L5 129V128H3V126L6 127L8 129V130L5 129L7 131V134L5 133L6 132L5 130H4V133L6 134V137H8V138H5L4 133L2 135V133L0 132V135L1 136H4V138H5L4 139V142H8V143H6L7 145H5L6 147L9 146V144H12L13 145V143L16 142L15 139H16L17 136H18L17 137L18 140H20L19 143L22 142L20 144L23 147V148L21 147V149L23 151L20 148L17 149V145H15V146L14 145L13 146L10 145L9 146L10 148H8V147L6 148L3 145L4 144L2 142L3 140L2 141L0 140V143H1L0 144V147H1V145H3L4 148H6L8 150L7 151V150L4 149L6 151L5 153L10 152L9 155H8V153L6 154L7 155L6 157L8 159H6V158L4 159L3 158L4 155L2 156L3 160L0 159V160H2V162L0 161V163H3L4 162L3 165L0 164V215H1L0 216V264H126L127 263V260H128V262L129 261L131 262L130 264H132L133 261H131L130 256L132 257L131 253H133V252H134L133 253V256H135L134 255L135 254V251L123 252V249L124 248H128V250H131V249L132 250H136L137 249L139 252L136 250V253H138V254L141 251L143 253L144 252L148 253L149 251H147V250H149V249L150 250L158 249L160 247V243H161L162 240L164 241V243L167 242V236L169 235L168 232L167 233H164V231H163L164 228H161V225L163 223L164 224L162 226H164L165 224H168V226H170V229L172 228V231L169 230L168 228H166V231H167V229H168V231H171L170 233L173 232V230H174L173 227L176 224L177 225L175 226V231H177L180 228L178 230V232H176V234H180L179 232L184 228L182 230L183 231L182 233H184V234H180V236H178V238L182 242H184V240L187 241L189 243V246H192L195 243H197V244H199L201 246L200 247L198 245H195V247L198 246L201 249L205 246L203 250H201L199 248L201 250V253H204L205 252L202 256H200L201 253H200L198 247L197 248L190 247V249L193 248L191 250V252L194 253V254L196 253L194 257H197V254L200 253V254H198L199 258L196 259V258L193 257L195 260L201 261V260H204L203 258H205V260L202 261L203 264H208V263L211 264V263H214V262L216 264H228V262L230 264H233L234 262H235L234 264H264V246H263L264 245V234H263L264 233V208H263L264 207V204H263L264 203V201H263L264 200L263 199L264 198V195H263L264 194V178L263 177L264 176L262 175L263 176L262 177L259 174L258 168H257L258 171L255 170L256 169L255 168L256 166H259L260 165L259 167L261 168V164L264 165V163H261L263 161V158L262 159L259 158V159L262 160V161H260V163H259V160L256 161L257 160L256 158H255L254 161H252L253 160V157H251V159L250 158L248 159V157H249L248 155H245L244 156L240 152H239L240 153L239 154L236 151H231L230 148H229V146H223V145H221V146L220 145H214V146L212 145L211 147L214 150V153H213V151L212 152L211 151H207V153L205 152V154H204V152L203 153L201 151L199 152V150H193L194 154L193 153L187 154V153H184V151L181 148L170 147L168 149L159 151V153L161 152L160 155H158L159 153L156 152L157 155L156 154L154 155V153H153L152 154L153 156H151V157L145 156L143 158V159H146L147 158L146 161L148 160L149 163L148 162L146 163V161H145L146 166H149L148 168L150 170L152 169L153 173H156L157 174V175L154 174V175H156L155 176V179H156L155 182H156V184L154 183L156 186L155 185H151L149 183H146L145 184V182H142L141 183V186H139L138 184L135 183L134 180H131L129 177H127L125 175L124 171L120 170L119 168H118L119 169L118 170V169H116V168L113 167L114 169H116V171H115L110 166H108V168H109L108 169L104 165V163H106V162H104L105 160L102 157H99V154H100V156H102V154H101V151L102 150L101 149L103 148V150H106V149H109V147L107 146V143L104 141V139L102 137L99 138L100 135H98L96 133L97 131H96L94 125H92L90 127L91 128L93 127L94 132L97 134L96 135V137H97L96 139L98 140L97 142H100L101 144L97 143V145H95L94 148L92 146H90L91 148H93V150L90 147H87V146H86L87 148L85 149L84 146L86 145V143L85 144L83 143L84 144L83 145L80 141H79L80 143L79 142H76V141H73L74 142L73 144H72V142H69L70 141L69 140V137L66 136L67 135L66 134L67 129L66 128L60 129V128H62V127L65 126L64 121L61 120L60 122H57V120H56V122L55 121L53 122L52 120H49L48 117H46L47 112H45L42 109V106H40V104H39L40 107L37 109L36 106H38V105H35V104H38V102L35 103V104L32 103L36 99H38V97H37L38 95H36V94L38 93V87H39V83H40L39 81H41L42 76L43 77L50 76L52 78H59L58 77V74L55 73V72H56V70H58V69L61 68L62 64H58L57 65V63H61V62H57V57L54 55L55 51H63V52H67L68 51L69 52V51H72L73 48L74 49L75 48L77 49L79 47V44L77 43L78 40L74 41V39L68 37L67 39L66 38L65 39L63 38L64 41L63 40L60 41L59 44L54 43L55 46L53 45V42L50 41V42H46V44H42L41 43V45H43L41 47L40 44L34 45V46L31 45V44H28L27 41H25L24 37H22V35H19V34H17ZM104 35L106 36V38L104 37ZM240 38L243 41H241ZM70 39H71V41H70ZM23 40H24V42H23ZM67 40L70 43V44L68 43L69 45L67 44ZM159 41L158 42H155V43L156 44L157 43L160 44ZM75 42H76V45H75ZM245 42H246V45L244 44ZM63 43H65L66 45L65 44L62 45ZM161 43H163V42H161ZM48 44L49 45L52 44V45H50V47H49ZM17 45H18V47H16ZM57 45H58V47H57ZM243 45H245L246 47L243 46ZM247 45H248V47H247ZM30 46L33 47L35 50L33 48H31ZM52 46H54V47H52ZM2 47H4V48H2ZM7 47L10 48V49H7ZM24 47H26V48H24ZM17 48H19V50ZM38 48H39V50H38ZM40 50H41V52H40ZM47 50H50V51L52 50L51 52H52L53 55L50 53V51H47ZM13 51L15 52L14 54H13ZM42 51H44L43 52L44 55L42 54ZM24 54H26V56ZM93 54H94L93 57L95 59H98V57L100 56V52L97 49V47H95ZM45 55H46V57H48V55H49V58H46ZM5 57H8L7 60H6ZM12 57H13V59H12ZM19 57H20V59H19ZM16 58H18V60ZM3 59H5V60H3ZM14 59L17 61V63L16 62H13V61H15ZM25 59H27V61ZM49 59H51V61ZM111 59H113V58H111ZM22 60H24L25 63ZM52 60H55V62H53ZM5 63H7V64H5ZM9 63L12 64V66H9ZM22 63L24 64V67H23V64ZM27 64H28V66H27ZM51 64H53L54 66L53 65L51 66ZM7 65H8V67H7L8 70L6 69V66ZM9 67L10 68L13 67L14 70L10 69ZM51 67H52V69H51ZM23 68H24V70H23ZM25 68H27L28 70L25 69ZM94 69H95V73H100V71H99L98 68L97 69L94 68ZM15 70H16V74H14L15 73ZM25 70L28 71V72H25ZM13 71H14V73H13ZM20 71H21V73H20ZM22 71H24V72L22 73ZM52 72H53V74H51ZM26 73L28 74L27 76H26ZM7 74L10 75V76L12 75V77L15 75L14 76L15 78L13 77V79H12V77H8ZM46 74H48V75H46ZM6 75H7V77H6ZM100 76H102L103 79L106 78L103 73H101ZM20 77H21V79H20ZM28 77L29 78L31 77V78L29 79ZM1 79H3V80H1ZM14 79L15 80L17 79V81H15ZM22 79H24V80H22ZM6 83L8 85H10V87ZM4 85H7L9 88L8 87L6 88V86H4ZM3 86H4V88H3ZM5 89L7 90V92H6ZM8 91H10V92H8ZM3 93H4L5 96L3 95ZM132 93H134V92L132 91ZM2 95H3V97H2ZM23 95H24L25 98L23 97ZM135 95L136 94H133L132 96H135ZM9 96H10V98H12V97L13 98L10 99ZM93 98H94V100H97L98 99L95 96H93ZM1 100L3 102H1ZM9 100H11V103L10 104L8 103ZM13 100L15 101L16 104L14 103ZM5 101H7V102H5ZM22 101H25V102H22ZM26 101H30L32 103V108L34 110L32 108H31L32 110L30 108H28L29 103L26 102ZM31 103H30L29 106H31ZM22 104H24V106H27V109L29 111L28 110H25L26 107H24L22 109L20 107V105L23 107ZM33 105L35 106V108L37 110H40V108H41V111H42L41 113L42 114L40 113V111H38L41 114V116H39V113L33 107ZM7 106H9V108L11 107V109L7 108ZM12 106H15V108L13 107L14 108L13 110H12ZM19 108H20V110H19ZM18 111H19L20 114L18 113ZM24 111L26 113H24ZM27 111H28V113H29L30 116H28ZM33 111H36L34 114H37V116H34V117L31 116V114L33 115ZM15 112H17L19 114V117H18V114L15 113ZM21 112H23V113H21ZM22 114H24V116ZM13 115L15 116L14 118H13ZM74 115L76 116L77 113H74ZM9 116L10 117L12 116L13 121L8 118ZM16 117L17 118H20V121L18 119H16ZM24 117H26L25 118L26 121H25V119H23ZM31 117L32 118H35V119H32ZM104 117H106V116L104 115L103 118ZM7 119H8V122H7ZM27 119L29 121H31L32 123L30 124V122L27 121ZM108 119L111 120L112 117L110 116V118H108ZM4 120H6V121H4ZM35 120H37V121H35ZM24 121H25V125L24 124L22 125V123ZM38 121H41L42 123L39 122V123H41V124H39ZM43 121H45V123ZM34 122L35 123L37 122L40 125V127H39V125L37 123L35 124ZM55 123L57 125H55ZM58 123H60V124L62 123L63 126L60 125V124L58 125ZM27 124H28V126H27ZM42 125H43V127H41ZM11 126L15 127L16 129L12 128ZM25 126H27L28 128L25 127ZM55 126H58V127L56 128ZM67 126H65V127H67ZM38 127H39L40 131L41 132H44V133H41L38 129H36ZM11 128H12V130L13 129L14 130L12 131ZM30 128H32V129H30ZM17 129L20 131V134H21L22 138L19 136V132H16V131H18ZM21 129L24 130V131L22 130L23 133L21 132ZM25 129H27V130L25 131ZM37 130H38V132H37ZM62 130L63 131L65 130L64 131L65 133ZM14 131L16 132L17 135L14 134L15 133ZM24 132H27V133H24ZM32 132H34V133H32ZM8 133H10V134H8ZM11 133H12V135H11ZM48 133H50V134L48 135ZM61 133L62 134L64 133V137H63V135ZM26 134H28V135H26ZM41 134H43V135H41ZM24 135H25L26 139H25ZM34 135H36V136H34ZM11 136H13V137H11ZM23 139H25V140H23ZM11 141L13 143H11ZM75 142L78 143L80 146L82 145L84 147V150L81 148L79 150L76 149V152L73 151L74 148L80 147L79 145L76 146V143ZM103 142H105V143H103ZM26 144H27V146H24ZM63 145H64V147L67 146V147H65L66 149L63 147ZM73 145H75V146H73ZM11 146L14 147V148L12 149ZM99 146L102 147V148H100ZM18 147H19V144H18ZM24 147H25V149H24ZM176 148H177V151H175ZM14 149H17L18 151L20 149L19 156L18 157L15 156L18 151L16 150V153H15V150ZM26 149H27V151H26ZM45 149L47 150L46 152L44 151ZM50 149H52V150H50ZM68 149H70L72 152L69 151ZM21 151L23 152V154L20 155ZM38 151H39V153H38ZM53 151H54V153H53ZM77 151H80V152L77 153ZM108 151H110V149ZM165 151L168 152V153L166 152L167 153V156L169 155V152L172 154V155L171 154L170 155L174 159V160L173 159L171 160L173 162H171L170 160L169 161H164V157H161V156H163L161 154H164L163 152H165ZM24 152L26 153V155L24 154ZM172 152L175 154V156L173 155ZM196 152L198 154L195 156V153ZM209 152L212 153V154L210 155ZM234 152L236 153L235 155H234ZM11 153H14L15 155L14 156H13V154L10 155ZM35 153H36V155H40V154H42V155L36 156ZM166 153L164 154V156L166 155ZM203 154L206 156V160L207 161L205 159H203V158H205V156ZM185 155L187 157L189 156V158L185 157ZM43 156L45 157V161H44V159L42 160V157ZM200 156L201 157L204 156V157L201 158ZM209 156H211V157H209ZM12 157H15V158H12ZM176 157L178 158L179 162L181 160L183 162L184 161L185 162L183 163L181 161V164H180L178 161H176L177 160V159H175ZM236 157H237V159H236ZM213 158H215V159H213ZM10 160H12V161L15 160L17 162V165L15 163L12 164V161L9 162ZM214 160H216V162ZM5 161H7L8 163H10L9 166H7L8 163H6ZM208 161L209 162L211 161V162L209 163ZM238 161L241 164H239ZM251 162L252 163L253 162H258L259 165L257 163H255L257 165L252 164ZM39 163H40V165H39ZM102 163H103V168L104 169H101V170H103V171L100 170V168L102 167ZM155 163H157V164H155ZM248 163L249 164L250 163L252 164V165L250 164V166H254L255 165V167L252 168V167L248 166L249 165ZM11 164H12V166L15 165L14 168L17 169V167H18L19 170L21 169L19 171V173H17L18 170H16V169L14 171L15 173L13 172V170H12V172L10 171L11 168L14 169L13 167H11L10 169L8 168V167H10ZM214 164H215V166H214ZM4 165L7 168L6 167H3ZM245 165H247V167ZM162 166H163V168H162ZM242 166H245V167H242ZM38 167H40V168H38ZM93 167L95 168L94 170H93ZM116 167H117V165H116ZM158 167H159L160 170H158ZM227 167H229L228 170H230L228 172H227ZM189 168L190 169H193V171H196V170L199 171L201 169L202 170L201 173L204 172L203 169L205 171L207 170L211 174V177L213 176L214 179L216 178V180H219V182H221L222 184L224 182H229L230 181L231 182L230 185H232V184L235 185V189L239 185L238 186L239 189L238 188L237 189L241 193H242V190H241L242 188L243 189L246 188L245 190H243V193H247V191L248 192L250 191L249 194L247 193L248 195H251V194L254 195V193H255L256 196H257V200H255V207H253V209L252 208L251 209L254 210L256 208L257 210L255 209L254 211H252L250 209V212H252V213L249 212V209H248V212L247 213L245 212L243 214L241 212L235 218L236 220L234 219L236 225L238 224L237 225L238 227L235 226V223L233 224L234 221H231V223L229 222L230 225L227 224V223H224V224L221 223L219 225V227H217L218 224H216V223H214V222H212V221H210V220H208L206 218H205L206 219V221H205V219H203L204 217L200 213V211H201L200 208H203V206H205L207 202H208L207 205L209 204V202H210V204L216 205V203H220L221 201L219 199H217V197H212V199H211V194L210 193L214 194V192H215L214 188H212L213 186L203 187V189H204L203 190L204 192H203V191H201L202 190L201 187L203 185L196 184V183L192 182L191 180H189L188 176L185 175L186 173L185 172H184L185 174L183 173V171H185V170L192 171ZM5 169H7L8 172H7V170L5 171ZM48 169L50 171H48ZM106 169H108L107 171H110L112 173L106 172ZM180 169H182V170H180ZM231 169H234L235 172H236V174H235V172H231ZM249 169H251V171ZM253 169L255 171H257L258 174L255 171H253ZM156 170L160 174L157 173ZM99 171L102 172V174L99 173V176L97 175V177H94V176H96V173L99 172ZM216 171H218V172H216ZM260 171L263 172L262 169H260ZM49 172H51L50 174L55 173V174H53V177L51 175H48ZM105 172L106 173H109V174H105ZM208 172H204L203 174L208 173ZM119 173L122 174L123 177L120 176ZM209 173L207 175L210 176ZM212 173L213 174L215 173V174L213 175ZM110 174H112V175H110ZM216 174H217V176H216ZM229 174H232V175H229ZM79 175L82 176V177H79ZM91 175H93V176H91ZM107 176L110 177V178H108ZM113 176H115V177H113ZM161 176L163 177V179H161L162 178ZM222 176L225 179V181L222 178ZM228 176L231 177V178H229ZM99 177H100V179H98ZM121 177H122V179H121ZM219 177L222 178V179H220ZM39 178H40L41 182L39 181ZM58 178H60V179H58ZM124 178H126V181H123V180H125ZM185 178L187 179V181H186ZM217 178H219V179H217ZM233 178L236 181L238 180L237 181V184L238 185L235 183L236 181ZM43 179L45 180V182H43L44 181ZM78 179H79V181H78ZM101 180H104L105 181V187H104V181H101ZM113 180H115V181H113ZM227 180H229V181H227ZM232 180H234V181L232 182ZM51 181H53V182H51ZM89 181H90V183H89ZM158 181H160V183H161L160 186L157 183ZM222 181H224V182H222ZM244 181H245V183H244ZM55 182H56V185H55ZM85 182L87 184H84ZM94 182H96V183H94ZM99 182H101V183H99ZM108 182L110 183L109 185H108ZM122 182L123 183L125 182L124 184H126L127 182L128 183L125 186ZM238 182H241L243 184L238 183ZM44 183L46 185H44ZM49 183L50 184L52 183V184L49 185ZM130 183L136 189L138 188L139 190L138 189H137V191L134 190V191H136L135 193H134L133 189L130 190L131 189L130 188L131 187V184ZM99 184H100V187H99ZM228 184L226 185V183H225L223 185L226 186L227 189H229V188L230 189H233L234 188V187H232L233 185L230 186ZM41 185H44L45 187L42 186V187H44L42 189ZM47 185H49V186H47ZM101 185L105 189L104 191L101 188ZM108 186H110V187L108 188ZM127 186H129V188ZM153 186H155V187H153ZM158 186L161 187V189H158L157 191H155ZM49 187L52 190H49L50 189ZM113 187H114L115 190L112 189ZM134 187H132V188H134ZM151 187L153 189H151ZM32 188H33V191H32ZM173 188L176 189V192H174V193H173V191H175V190ZM172 189H173V191H171ZM208 189H210V193H209V190ZM101 190L103 191V193L101 192ZM190 190H192V191H190ZM40 191H41V194H39L40 196L39 195H36V194H38V192L40 193ZM106 191L109 192L108 195L105 194V193H107ZM122 191H124V193H122ZM128 191H129V195H128ZM131 191H133V192H131ZM140 191H141L142 195L144 196V198H145V196L147 197V200L150 197V199L148 201L155 200L156 199L155 202L154 201H151V202H154V205L150 206L152 208V210H151V213H150L149 216H151V214H152V217L151 218L149 217V219H148V217L147 218L145 217L147 221L148 220H150V222L153 221V224H152V222L151 223L148 222L149 223L148 226L152 224L150 227H152L154 229V231H153L152 228L148 227V228H150V230L148 232L147 231L148 229L145 228V226L147 227V225H145V226L143 225L144 227H142L140 225L141 222H139L140 223L139 225L142 228H144L143 230H141L142 233L139 230L140 229V226H139V228L137 227L138 223H137L136 226H135L136 223H131L130 224V228H131V226L133 224L134 225L132 226L131 229H129L130 231L128 230V231L125 232L124 231V226H125V223H126L125 220L129 221L128 218H130V217L127 218V216H128V213H129L128 211H131V209L130 210L127 209L130 205L128 206L126 204L128 202H129L128 204L133 203V202L135 203L136 200L135 201H132V200H134V199L137 198V195L140 193ZM159 191H160L161 194L159 193ZM195 191H196V193H195ZM197 191H198V193H197ZM49 192H50V194H49ZM118 192L121 194V196H123V194H125V193H126L125 194L126 197H127V195L128 196H130V195L132 196L133 195V196H132V198H130L131 196L129 198H127V200H128V202H127L126 197L124 196L125 197V198L123 197L124 199L121 198V197H119L120 194ZM43 193L44 194L46 193V196L47 197ZM78 193L82 196V197L80 196L82 199L79 197L82 201H85L86 200V203H84V204H87L88 203L87 205H89L90 208L89 209H86V210L89 211V212H91L92 213V216H89V214H91V213L87 212V213H89V214H87L86 213V210L84 211L85 213L84 212L83 213H81V212H77V213L76 212H72L74 210H71L73 208V203H72V199L71 198H72V196L73 197L79 196ZM110 193H111V198H110ZM131 193H133V194H131ZM177 193H179V194H177ZM184 193H185V195H184ZM104 194H105L104 197L107 198V201H106V198H104V197L101 196V195H104ZM134 194H135L136 197L134 196ZM42 195H44V196H42ZM62 195L64 196L65 199L63 198ZM112 195H114V196H112ZM177 195H178L180 201H181V198H183V197L185 198L187 196L185 199L188 198V201L190 203L189 202L186 203V202H183V201H181L182 203H180L179 200H178V198H177ZM31 196H33V197H31ZM48 196L50 197L51 202H50ZM180 196H182V197H180ZM204 196L205 197L208 196L209 198L208 197L205 198ZM214 196H215V194H214ZM56 197L57 198L60 197L58 199H61V200H59L60 202L59 201L57 202L58 204H56V202H55L54 205H57V206L50 205V207H49V206H47L48 204L46 203L47 204L46 207L47 208L49 207V209H51L50 212L52 213V210H53L52 207L54 206V210H55L56 208L58 209V206H59V209L58 210H55L54 216H55V213H61L64 216L63 218L61 217V214H60V216L57 215L55 217L57 218L59 216L61 218V220L62 219L65 220L66 219L65 220L66 222L63 221V220L61 221L59 217L58 218H59V220L61 222L58 219L54 220L55 217L53 219H51L52 217L50 215H52V214L49 215L51 217L50 219L46 217V215H47L45 213L46 212V210H45L46 207L44 209V207H43L44 205L41 203V201H42L41 198H43V199L45 198L43 201L47 200V198H48V200H49L48 203L50 204V203H53V201H54V199H56ZM114 197H115V199L117 198L118 201L120 200L121 203H122V205H120L121 203L120 202L118 203V201H116L117 203L116 202H113L115 200ZM118 197L121 198V199H119ZM198 197L200 198L199 200L197 199ZM213 198H214V200H213ZM254 198H255V196H254ZM108 199L109 200H112V201L109 202ZM122 199L124 201H126V202H124ZM163 199H167V200H169L171 202L173 201L172 203H174L176 205L179 204L178 206H180V207H178V208L184 214L181 215L179 213H176L171 208H169L168 206L164 205L162 203V200ZM203 199H204V201H203ZM216 200H218V201L216 202ZM47 201H45V202H47ZM68 201H70V202H68ZM201 201H203L205 203H203ZM105 202H106V205L104 204ZM71 203H72V205H70ZM100 203L104 204L105 206L101 205ZM112 203H113V205H112ZM157 203H158V205H157ZM258 203L260 204L259 207H258ZM99 204L101 206H103V208H100L101 210H103V209L106 208L104 211H106L108 209L107 212L108 213L110 212L109 214H107V212L106 213L104 212V214H105V217H106V215H108V217L110 215V217L109 218L107 217V218H108V220L110 219L111 222L113 221L112 225H111V222H109V223L107 222L108 224H106V227H105V225H104L105 224V221H104V223H103V226L104 227H103L102 226V222H100V217L97 216V215L95 216V212H97L98 210H100L99 209V207H100ZM108 204L112 208L109 207ZM159 204H161V206H159ZM180 204L184 205L183 206L184 208ZM226 204H228V203H226ZM116 205H118L119 209L120 210L122 209V211L125 208L123 206H128L126 208V211L124 213L121 212L122 215H124V217L126 216V218H124L125 220L122 219L123 216L120 215L121 214V213H119L120 210L118 209V207H116ZM188 205H190V206H188ZM41 206L45 210V212H43V213H41L42 210L39 211V209H41ZM70 206H71V208H69ZM92 206H93V208H92ZM97 206H99V207H97ZM121 206L123 208H120ZM158 206L161 207V208H159ZM186 206L189 207V208H187ZM260 206H262V207H260ZM67 208H69L70 210L67 209ZM94 208L96 210L97 209L98 210L96 211ZM113 208H114V210H113ZM155 208H156V211L158 209L161 210V211L162 210H165L164 212L162 211L163 213H166V212L168 213L167 210H169V212H170V210L173 211V213H175L176 215H178L177 218H178V221L180 220L181 224H178L179 223L178 222L174 226H172L173 224L168 223V222L165 221L164 218H165L166 214L161 215L162 218H158V219H161V221L158 220L159 221V224L160 223H162V224H160V225L159 224H156L157 223V219L155 220L154 217H153L155 215V214H153L154 211H155ZM260 208H262L261 209L262 211H260ZM184 210H187V211H184ZM65 211H69L71 215L69 214V212H68V214H66L67 212H65ZM245 211H247V210H245ZM255 211H257L258 213H256ZM47 212H49V210H47ZM74 213L77 214V215H75ZM78 213H80V214H78ZM42 214H44V216ZM72 214L75 215V216H72ZM111 214H115V215H111ZM156 214L159 215V213H156ZM86 215H88V216L86 217ZM158 215H156V216L157 217H160ZM66 216H71L72 220H71L70 217L68 218ZM76 216H78V217H76ZM83 217H85V218L82 219ZM157 217H155V218H157ZM76 218H77V220H75ZM200 218H201V220H200ZM238 218H241V219H238ZM163 219H164V221L166 223L165 222H162ZM243 219L244 220L245 219L246 220L248 219L247 220V223L248 224L250 223L253 227H251L250 224H249L250 226L248 227L247 226L248 224H245V221H243ZM57 220H58L59 223H57ZM67 220H68V222H67ZM70 220H71L72 223L70 222ZM80 220H81V222H80ZM120 220H123V221H121V224L122 225L120 224ZM241 220H242L244 226H243L242 223L240 224V221ZM154 221L156 223H154ZM76 222H78V223L76 224ZM253 222H255V223H253ZM56 223H57V225H56ZM145 223H147V222H145ZM69 224H71V226ZM85 224L88 225V227L85 226ZM143 224H144V222H143ZM212 224H214V225H212ZM215 224H216V226H215ZM239 224H240V226H239ZM72 225H73V227H72ZM107 225H110L112 227L111 232L113 231L114 228H116L114 231L116 232L115 234L118 233L117 236H119V237H117V239H116V235L115 234H111V232H106V230L108 231V229H109V226L107 227ZM155 225L158 226L159 230H158V228ZM178 225H179V228L177 227ZM59 226H61L62 228H60ZM113 226H114V228H113ZM116 226H118V227H116ZM119 226L121 228L122 227L123 228L121 229V228H119ZM134 226L137 227V229L133 228ZM212 226H214V227H212ZM225 226H227V227H225ZM84 227H86V228H84ZM76 228L77 229H81L82 228L84 233L78 234L79 232H78V230H76ZM103 228H108V229H105V231H104ZM156 228H157V230H156ZM216 228H218V229H216ZM62 229H64V231ZM119 229H120V231L118 232L117 230H119ZM132 229L133 230L135 229L136 232L135 231L133 232ZM145 229H147V230H145ZM191 229H193V231ZM227 229H229V230H227ZM235 229H237L236 231L239 232V233H237L235 231ZM189 230L192 231V235H191V232ZM157 231L159 233H157ZM162 231H163V233H162ZM175 231H174V233H175ZM120 232H122V234ZM138 232L140 233V235H138L139 234ZM143 232H145V233L147 232L149 234H147V233L144 234ZM185 232H187L188 234L186 235ZM189 232H190V235H189ZM99 233H101V234H99ZM108 234H111V235L107 236ZM165 234H167V235H165ZM223 234L224 235L226 234V236H224ZM235 234H237V235H235ZM156 235H158V236H156ZM163 235H165V236H163ZM232 235H234V236H232ZM83 236H84V238H83ZM131 236H132V238H131ZM133 237H137V239L135 238V240H134ZM145 237L148 239L147 241H146V238ZM113 238H114L113 241L116 240L114 242L115 244L113 242H111V240ZM128 238H129V240H128ZM138 238L140 239V243L139 242H135V241H138L139 240ZM193 239H194V241H193ZM243 239H244V242H242ZM248 239L249 240L251 239L250 240L251 242ZM125 240L128 241L127 242V245L125 244ZM143 240H144V242H143ZM188 240L189 241L191 240L193 242H191V241L189 242ZM196 240H198V241H196ZM234 240H236V241L234 242ZM238 240H239V243H238ZM246 240L249 241V242H247ZM104 241L107 243V246L104 243ZM145 241H146V243H145ZM154 241H155V243H153ZM256 241L258 242V244L256 243ZM130 242L135 243V244H132ZM228 242H230V243L228 244ZM138 243L141 246L138 245ZM147 243L150 244V246H148ZM158 243H159V245H156ZM164 243H162V244H164ZM240 243H241V245L244 243L245 246L244 245H242V246L236 245V244H240ZM133 245H134V247H133ZM144 245H145V247L143 248ZM151 245H152V247L153 246H155V247L152 248ZM228 245H229V247H228ZM111 246L112 247L114 246L116 248L119 247V248H117L118 250H116V248L114 249V247L112 249ZM156 246H158V247H156ZM109 247H110V249L114 250V251H112L113 253L109 251L110 250ZM129 247H131V248H129ZM230 247L232 249H230ZM244 248H245V250H244ZM145 249H146V251H145ZM211 249L213 250V253H212V250ZM194 250H196V251L198 250V251L197 252L196 251L193 252ZM207 252H208V255H211L212 254L211 256H213L214 259L209 258L210 256L207 257L206 256L207 255L206 254ZM217 252H219V253H217ZM143 253H140V254H143ZM150 253H148V256L147 255H145V256L146 257H149L150 256L151 258L149 257V258H146V259H145V257H143V255H140L139 254L140 256H142L141 257L143 259L142 262L143 261L145 262L147 260L146 261L147 263H145V264H151L154 261V260L152 261V256H151ZM192 253H191V255H192ZM215 254H217V257H214V256H216ZM222 254L225 255V256H223ZM121 255H122V257H121ZM204 255L208 258V262L206 261V257ZM123 256L124 257L127 256V257L124 259ZM127 258H129L130 260L127 259ZM149 259H151V260H149ZM153 259H154V256H153ZM198 259H200V260H198ZM210 259H211V262L209 261ZM123 260H125V261H123ZM132 260H134V263L135 264H138L137 262H135L136 259H133L132 258ZM213 260H215V261H213ZM216 260H217V262H216ZM150 261H152V262H150ZM231 261H233V262H231ZM144 262H143V264H144ZM127 264H129V263H127ZM140 264H142V263H140Z\"/></svg>",
  "mask_w": 264,
  "mask_h": 264
}]
</instances>
